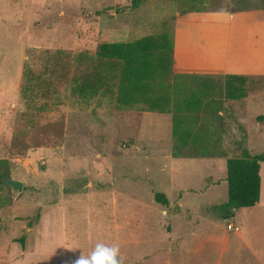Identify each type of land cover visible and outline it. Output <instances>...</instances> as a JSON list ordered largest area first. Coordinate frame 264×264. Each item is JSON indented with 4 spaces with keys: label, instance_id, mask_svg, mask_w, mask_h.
<instances>
[{
    "label": "rangeland",
    "instance_id": "obj_1",
    "mask_svg": "<svg viewBox=\"0 0 264 264\" xmlns=\"http://www.w3.org/2000/svg\"><path fill=\"white\" fill-rule=\"evenodd\" d=\"M129 5L0 0V264H72L74 253L87 256L98 242L118 244L124 264H201L193 253H201L208 234L229 232L233 242L232 231H240L248 241H264V161L260 203L228 219L220 208L227 199L226 159L242 148L264 152V142L248 135L264 117L245 98L255 90L264 101V77L247 78L246 96L230 99L224 78L163 73L146 96L168 101L177 132L136 138L137 128L114 110L120 65L95 54L115 37L107 25L111 11L119 17ZM139 6L156 23L174 8H264V0H144ZM115 28L120 31V21ZM134 98L138 105L126 109L149 110L148 100ZM114 118L118 132L107 128ZM3 177L22 180L21 190ZM156 191L167 194L168 205L154 200ZM213 251L206 263L215 261ZM244 251H227L224 259L240 261Z\"/></svg>",
    "mask_w": 264,
    "mask_h": 264
},
{
    "label": "crops",
    "instance_id": "obj_2",
    "mask_svg": "<svg viewBox=\"0 0 264 264\" xmlns=\"http://www.w3.org/2000/svg\"><path fill=\"white\" fill-rule=\"evenodd\" d=\"M143 7L138 6L133 10L123 11L119 17L116 16V10L111 11L112 19L107 20V25H112L116 32L112 31L115 37L110 42H130L146 35L168 33L173 43L172 63L168 73L170 75L224 78L227 74H234L264 77V8L220 11L174 8L169 12H163L162 20L155 23L146 18L148 13L149 15L152 13L144 10ZM118 21L122 26L120 31L115 28V23L117 24ZM139 31L141 33L137 34L138 36L131 37L132 32ZM112 34L108 32V35ZM245 98L248 100L247 106L250 111H259L258 114L264 117L262 95L258 91L251 90ZM136 105L138 104L133 103L129 107ZM111 109L112 107H107V111L110 112ZM114 110L121 111V115L118 116L123 118L124 122H129V126L137 128L136 138L140 133L153 137L154 141L161 140L159 136L162 133H170L172 136L173 122L170 112L124 107ZM238 117L240 122L245 124V117L241 114H238ZM263 127L264 118L261 116L260 123L248 130L249 138L263 143ZM107 128L111 132L119 131L115 118L107 123ZM261 198L262 183L258 203L243 209L256 207ZM232 232L236 239L233 242L229 239V232L220 237L208 234L202 240L201 253L193 254L198 253L201 256V264H211L206 262L212 249L216 257L212 264H264V241L262 240L263 243L260 240L248 241L246 234L240 231ZM210 242H214V247L206 246V243ZM231 244H236V248ZM243 249L246 250L244 251L246 258L236 261L237 258L233 260V257L227 256V259H224L227 251L238 253Z\"/></svg>",
    "mask_w": 264,
    "mask_h": 264
},
{
    "label": "trees",
    "instance_id": "obj_3",
    "mask_svg": "<svg viewBox=\"0 0 264 264\" xmlns=\"http://www.w3.org/2000/svg\"><path fill=\"white\" fill-rule=\"evenodd\" d=\"M143 1L131 0V5L123 7L122 10L134 9ZM99 13L100 11H97L95 14ZM172 48V37L168 33L146 35L130 42H102L98 46L95 53L97 57L106 60L105 62L111 66L120 65L121 78L115 97L119 107L127 108L134 103V93L148 100L146 94L151 81L170 71ZM247 78L251 77L225 75L224 87L227 98H243L246 92L242 84ZM147 102L149 110L173 111L166 106L168 101L161 98L160 94ZM177 128L178 123L175 121L173 133L177 132ZM182 141L185 142L186 137H183ZM241 151L240 156L226 159L227 199L220 205L221 216L226 219L230 218L236 209L254 206L260 198V163L264 161V152L251 154L247 148H242ZM153 197L163 205L169 203L168 196L164 192L156 191Z\"/></svg>",
    "mask_w": 264,
    "mask_h": 264
},
{
    "label": "clouds",
    "instance_id": "obj_4",
    "mask_svg": "<svg viewBox=\"0 0 264 264\" xmlns=\"http://www.w3.org/2000/svg\"><path fill=\"white\" fill-rule=\"evenodd\" d=\"M73 255L72 264H124L125 261L118 244L108 245L102 242L96 243L92 252L87 256L82 253Z\"/></svg>",
    "mask_w": 264,
    "mask_h": 264
},
{
    "label": "water",
    "instance_id": "obj_5",
    "mask_svg": "<svg viewBox=\"0 0 264 264\" xmlns=\"http://www.w3.org/2000/svg\"><path fill=\"white\" fill-rule=\"evenodd\" d=\"M3 181L7 185L13 187L14 189L21 190V188H22L23 182L20 179H13V178H10V177H3Z\"/></svg>",
    "mask_w": 264,
    "mask_h": 264
},
{
    "label": "built area",
    "instance_id": "obj_6",
    "mask_svg": "<svg viewBox=\"0 0 264 264\" xmlns=\"http://www.w3.org/2000/svg\"><path fill=\"white\" fill-rule=\"evenodd\" d=\"M228 227H229V228H232V223H229V224H228Z\"/></svg>",
    "mask_w": 264,
    "mask_h": 264
}]
</instances>
